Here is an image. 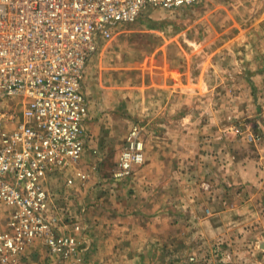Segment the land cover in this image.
Instances as JSON below:
<instances>
[{"label":"rangeland","instance_id":"374dc122","mask_svg":"<svg viewBox=\"0 0 264 264\" xmlns=\"http://www.w3.org/2000/svg\"><path fill=\"white\" fill-rule=\"evenodd\" d=\"M260 21L262 0H204L178 12H143L103 38L96 58L102 59L107 103L95 105L105 109L104 122L112 130L106 127L101 144L106 153L102 168L114 173L124 136L137 124L144 127L145 158L118 187L107 183L102 191L96 189L94 171L89 197L103 217V239L92 253L78 254V264H264V104H251V97H259L257 90L239 85L240 61L219 62L229 75H215L222 86L214 90L208 89L209 71L204 70L200 90L183 93V104H165L167 94L155 91L157 86L146 90L152 79L159 83L167 66L177 67V58L186 65L192 53L200 74L209 39H237L242 28ZM243 64L251 71L257 61L252 57ZM260 96L263 102L264 92ZM246 106H259L262 114L248 117L242 112ZM70 208L73 215L82 214L80 207ZM11 215L12 208L0 206V230H8ZM32 244L17 254L0 248V264H45L42 245L39 255Z\"/></svg>","mask_w":264,"mask_h":264},{"label":"built area","instance_id":"2783aa9c","mask_svg":"<svg viewBox=\"0 0 264 264\" xmlns=\"http://www.w3.org/2000/svg\"><path fill=\"white\" fill-rule=\"evenodd\" d=\"M203 1L0 0V205L12 208L8 230L0 231L1 250L17 254L42 239L72 264L81 261L78 239L55 231L42 181L51 170L77 166L87 149V62L101 38L148 8L176 11ZM143 135L138 124L128 132L116 178L144 161Z\"/></svg>","mask_w":264,"mask_h":264},{"label":"crops","instance_id":"0c3cea01","mask_svg":"<svg viewBox=\"0 0 264 264\" xmlns=\"http://www.w3.org/2000/svg\"><path fill=\"white\" fill-rule=\"evenodd\" d=\"M263 5H264V1H263ZM150 10H157V9L148 8L147 10H145V12ZM178 11L179 10H176L174 12H178ZM260 22L261 23L256 22L255 24L242 28V32L240 34L241 36L237 39L233 38L230 39L229 41H223V43L216 42L217 41L216 39H214V41L212 39H209L207 42L209 49L207 55L204 56L206 57V66L202 69L203 71L200 74L195 71V63H196L195 54L192 53L187 55L186 65L183 64L184 61H182L183 59L181 57L177 58V62H179L177 64V67H175L174 70H169L167 66L166 70H164L163 72H161V74H159L160 76L159 83L157 84L154 81V79H152L151 86L146 87V90H148V88L155 90L153 89V86H157L159 90H155V91L167 94L166 97L167 99L164 100L165 104H178V105L183 104V99H184L183 93L191 94L196 92L197 90L198 91L200 90L199 87L201 85L197 83L200 82V78L206 75L204 70L207 69V71H209V73H207L208 89L214 90L217 87L222 86V84H220L221 86L219 85L218 81H215V75L216 76L218 75V77H228L229 75L228 72H226L228 71L227 67L226 66L222 67L223 65L219 64V62L224 61L225 63L227 61H231V63H233L236 60H239L240 63L237 66L239 69L237 73H240L239 85L244 87V83H247L250 91L257 90L256 91L257 93L255 92V94H259V97L257 98L251 97L252 100L255 99L254 100L255 102H252L251 104H257V105H259L260 103L264 104V101L263 102L261 101V96H260L264 92L263 90L264 86H261L262 85L261 77L264 76V22L262 21ZM122 25H126V24H122ZM117 28H114L113 31ZM216 34H220V33H214V35ZM102 40L104 39L103 38L100 39L99 45L101 44ZM96 57L97 55L95 54L87 62L86 70H85V78L83 83V90L90 103L89 104L90 117L86 123V128L90 136V140L88 141V145H87L88 148L86 149L85 153L83 154L77 166H70L67 169H63V170H58V169L51 170L47 173L46 177L42 181V186L44 187L45 190L48 191V193L51 196L50 213L53 215L54 218H56L55 221L57 227V230H55L56 233L58 235L74 236L80 242V249L83 250V253H86L87 251V254L92 253L95 247H100V244H102V242H99L98 240L103 239L101 236L102 235L101 222L103 221V217L97 216L96 209L93 210L95 205L94 204H93L94 206L91 205V203H93V200L90 199V197L92 198L94 195L93 193L90 192L93 187L91 183H93L92 175L94 171L96 170L95 174H97L98 177L97 179L98 183L97 182L96 183L99 184V186H97L96 189H100V191L104 189V186L107 185V183L112 185V187L113 186L116 187V185L118 187L120 182H122V180H128L127 178L131 177L129 176L126 178H116L114 175L116 170L118 169V162L121 153L125 147L127 135L124 136L123 145L116 162L117 168L115 169L114 173L113 171L107 173L106 169L102 168V166H104L103 165L104 159L106 160L105 158L106 153L104 152L105 154H103L104 145L102 146L101 144L106 143V139H105V132L107 131L106 127L108 128L111 126H109L107 122H104L105 118H103L104 115H102V111H104L105 109L100 108L99 106L98 108H96L95 105V104L104 105L107 103V100L104 98L105 87L102 84V82L104 81V76L102 70L100 71V69L103 68L101 63L102 59L99 57L97 59ZM252 57L255 61H257V66L250 71L248 70L249 66L243 63H245L248 58L252 59ZM196 76H198L199 78L198 80L195 79L197 78ZM251 78H254L255 82L251 81ZM225 83L229 86L231 85L226 81ZM86 87H88V91H89L88 93H90L89 97L87 95ZM246 88L247 85L245 86L244 90H246ZM131 89L134 90L137 88L136 86H134L131 87ZM224 89H226V86L223 87V90ZM219 90L221 89L219 88ZM130 91L131 90H128L127 92ZM251 110L253 109L246 106V108H244L242 112L244 114L246 113L248 117L254 115L251 114L250 112H256L255 115H259L258 112L262 114L261 112L262 110L260 109L259 106L256 107L253 111ZM262 116L264 117V114H262ZM261 125L264 127V119L261 122ZM111 133L116 137V133L114 131ZM143 139H144V135H143ZM112 141L114 142V140ZM111 146L114 147V144L111 143ZM94 159L98 160V163L96 165L92 162ZM76 168L87 176L86 179L82 180L77 176ZM109 174H111V177H107ZM254 178H256V175ZM108 180L111 182H108ZM240 180L241 182H244L242 179ZM79 197L80 198L82 197L81 200ZM77 198H79L80 201L75 202V199ZM102 204L103 203L101 202V204H97V206L99 207V205ZM0 206H5V205L1 204ZM70 206L80 207L79 210L81 212L79 211V213L82 214L73 215L74 211L73 209L70 211L71 209ZM113 222L115 223V221ZM4 228H6L5 225ZM2 230L3 229H1L0 231ZM92 240L93 243L90 244ZM34 245H36L37 247L36 254L40 253L39 252L41 248L40 246L42 245L41 249L45 251V254L42 255L43 253H41L39 255L45 257L46 261L43 260V258H41L43 261H45V264H66L65 259L61 255L59 254L57 255L56 253L51 252L47 247H45L43 240L41 239L36 240L32 244V246ZM118 251L119 250H117V252ZM26 255H27V251L24 253V257Z\"/></svg>","mask_w":264,"mask_h":264}]
</instances>
